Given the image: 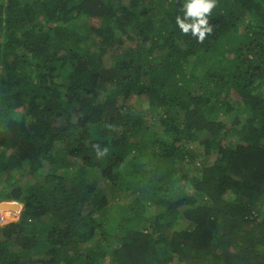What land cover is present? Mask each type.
Instances as JSON below:
<instances>
[{
	"label": "trees",
	"instance_id": "16d2710c",
	"mask_svg": "<svg viewBox=\"0 0 264 264\" xmlns=\"http://www.w3.org/2000/svg\"><path fill=\"white\" fill-rule=\"evenodd\" d=\"M184 2L0 0V264H264V0Z\"/></svg>",
	"mask_w": 264,
	"mask_h": 264
},
{
	"label": "clouds",
	"instance_id": "9594fccd",
	"mask_svg": "<svg viewBox=\"0 0 264 264\" xmlns=\"http://www.w3.org/2000/svg\"><path fill=\"white\" fill-rule=\"evenodd\" d=\"M217 6V0H185L180 11L182 16H176L175 23L180 32L203 43L208 35L212 33V25L209 17ZM98 157L107 154L108 149H100L99 145H93Z\"/></svg>",
	"mask_w": 264,
	"mask_h": 264
},
{
	"label": "rangeland",
	"instance_id": "374dc122",
	"mask_svg": "<svg viewBox=\"0 0 264 264\" xmlns=\"http://www.w3.org/2000/svg\"><path fill=\"white\" fill-rule=\"evenodd\" d=\"M129 47V44H125V45H123L122 47H120L119 48V50H122V49H125V48H128ZM106 60H107V62H106V64L107 65H110L111 64V60H109V59H107L106 58ZM193 61H195V58H192V62ZM155 64L157 65V61L155 62ZM145 101H146V97H139V99H137V102L136 101H134L135 102V104L136 105H138L139 106V108H140V105L142 106V105H144V103H145ZM154 119V118H153ZM152 119V120H153ZM149 123H150V121H149ZM55 154H56V152H54ZM54 154V155H55ZM49 169H51V166H50V164L49 163H47L45 166H43L42 168H40V169H36V171H37V173L36 174H41V173H46V172H48L49 171ZM56 172H57V170H55ZM28 174H30V173H28ZM5 178V172H3V174L1 175V177H0V180H3ZM31 179V176H26L25 178H22V180H21V183L23 184V185H27V181L26 180H28V181H30V179ZM2 182V181H1ZM6 201L5 200H0V214L1 215H3V213L4 212H7V214H8V218H9V220L8 221H4V222H0V225H6V224H8V223H10L11 221H12V210L10 209V208H8V207H2V205L1 204H3V203H5ZM31 256V255H30ZM29 256V257H30Z\"/></svg>",
	"mask_w": 264,
	"mask_h": 264
},
{
	"label": "bare ground",
	"instance_id": "6f19581e",
	"mask_svg": "<svg viewBox=\"0 0 264 264\" xmlns=\"http://www.w3.org/2000/svg\"><path fill=\"white\" fill-rule=\"evenodd\" d=\"M8 214L7 212H4L3 215L0 216V222L8 221Z\"/></svg>",
	"mask_w": 264,
	"mask_h": 264
},
{
	"label": "built area",
	"instance_id": "2783aa9c",
	"mask_svg": "<svg viewBox=\"0 0 264 264\" xmlns=\"http://www.w3.org/2000/svg\"><path fill=\"white\" fill-rule=\"evenodd\" d=\"M0 216H1V214H0Z\"/></svg>",
	"mask_w": 264,
	"mask_h": 264
}]
</instances>
